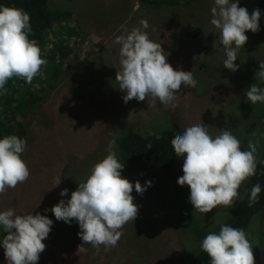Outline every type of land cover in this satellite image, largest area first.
Returning a JSON list of instances; mask_svg holds the SVG:
<instances>
[{
	"label": "rangeland",
	"instance_id": "1",
	"mask_svg": "<svg viewBox=\"0 0 264 264\" xmlns=\"http://www.w3.org/2000/svg\"><path fill=\"white\" fill-rule=\"evenodd\" d=\"M53 9L68 10L72 16L48 32L47 45L41 58L56 44L67 46L68 56L56 54L52 64L46 63L33 78L29 91L40 100L25 108L21 119L28 129L25 152L21 159L30 171L24 183L0 194V212L13 208L17 215L39 213L53 221L46 245L37 264H180L196 249L187 227L176 225L186 219L182 209L173 206L167 183L161 174L146 168H123L121 177L131 183L151 181L142 195L133 189V203L138 206L137 218L126 223L123 235L115 247L103 249L102 262L95 263L88 245L87 253H77L80 232L75 220L70 224L56 221L51 209L60 200H69L78 184L86 180L92 166L109 153V143L129 129L140 134L165 130L176 122L182 133L198 124L208 126L213 138L226 129L240 140L241 151L248 150V141H258L257 163L264 150V103L251 104L245 92L254 83L263 84L255 73L264 62V0H239L251 15L261 12L259 31H248L247 42L238 51V70L233 73L223 67L224 48L218 44L219 31L210 23L214 0H192L189 5L151 6L136 0H49ZM147 21L143 29L140 21ZM198 27L201 35L184 40L179 33ZM141 28L149 39L161 44L167 53V63L174 70L191 71L197 80L195 88L181 86L173 110L152 98L144 101H123L125 93L115 81L120 70V45L114 43L125 29ZM57 49H62L58 48ZM56 49V50H57ZM3 91V90H2ZM4 92V91H3ZM35 101V100H34ZM1 107V104H0ZM1 109V108H0ZM120 161V160H119ZM183 158H177L178 175L182 173ZM61 179L55 187L56 179ZM242 182L231 208L219 205L209 213L190 209L194 217L208 230H213L233 215L245 199L247 183ZM188 197L190 189L183 186ZM68 189V194L59 193ZM264 210L252 218L247 238L252 245L254 264H264ZM176 234L179 236L178 241ZM5 233L0 227V239ZM91 246V245H90ZM102 251V250H101ZM93 253V254H92ZM0 264H7L0 247Z\"/></svg>",
	"mask_w": 264,
	"mask_h": 264
},
{
	"label": "clouds",
	"instance_id": "2",
	"mask_svg": "<svg viewBox=\"0 0 264 264\" xmlns=\"http://www.w3.org/2000/svg\"><path fill=\"white\" fill-rule=\"evenodd\" d=\"M239 0H214L210 23L219 31L218 44L225 52L223 67L235 73L238 65V51L245 45L246 32L259 31V9L249 15L248 10L239 7ZM143 29L149 27L141 20ZM32 34L30 15L19 8L0 6V89L13 77L31 84L47 63L41 58V50ZM114 43L120 45V70L116 71L115 81L125 95L123 101H144L152 98L154 107L161 104L175 109L173 103L179 97L181 86L195 88L197 80L191 71L174 70L167 63V53L161 44L149 39L141 28L125 29V34L117 36ZM255 78L264 84V62L259 63ZM251 104L264 103V88L252 83L245 92ZM208 126L201 123L187 127L182 134L171 140L177 157L183 158L182 175L177 184L190 189L189 202L194 211L209 213L219 205L231 208L238 196V189L249 177L256 174L258 166L255 153L258 141H248V150L241 151L240 140L226 129L219 130L214 138L208 134ZM27 140L16 135L0 139V194L24 183L30 171L21 154ZM152 145H147L151 148ZM115 141L109 143V153L95 163L86 180L78 184L71 198L60 200L51 209L56 221L70 224L75 220L80 232L77 233L83 244L77 246V253H87L85 245H91L97 252L100 246L105 249L115 247L123 235L120 229L133 222L138 215V206L133 203V189L142 195L151 181L144 186L134 184L121 177L124 164L117 159ZM264 165V161L259 162ZM61 179L57 178L55 187ZM261 186H252L249 207L258 202ZM68 189L59 195L64 197ZM53 225L46 215L39 213L17 215L13 208L0 212V227L5 235L0 239L7 264H37L40 254L45 251V240ZM201 249L210 258V264H254L252 245L243 229L221 225L218 234L210 232L202 240Z\"/></svg>",
	"mask_w": 264,
	"mask_h": 264
},
{
	"label": "trees",
	"instance_id": "3",
	"mask_svg": "<svg viewBox=\"0 0 264 264\" xmlns=\"http://www.w3.org/2000/svg\"><path fill=\"white\" fill-rule=\"evenodd\" d=\"M136 1L142 5L148 6H174L180 4V2H185L189 5L192 0ZM48 2L49 0H0V6L19 8L26 11L30 15V24L32 27V34L29 36V39L35 40L37 46L43 49L47 45L46 38L48 32L57 25L66 22L72 16V13L68 10L53 9ZM200 35L201 30L198 27H190L179 33V36L184 40H194V38ZM55 46L56 49L57 46L62 49L56 50L52 48L50 51H47L48 54L43 58L48 64L53 63L56 54L59 55L60 59H64L68 56L67 50L69 48L67 46L62 47L59 43ZM26 84L24 80L13 77L7 81L4 89H0V139L8 135H16L18 138L27 140L28 129L21 119L23 120V118H26L25 108L29 109L31 104L40 99L36 97L33 92L29 91L30 87H26ZM261 87L264 88V84ZM178 134H182V131L180 125L176 122L172 123L171 126L165 130L145 135L131 128L127 132L114 138L116 145L115 152L117 159L120 160L127 169L143 167L153 172L158 171L161 175L158 172L156 173L162 176L163 180L167 183L170 196L174 201L173 206L182 209L187 214L186 219L183 220L184 217H182L180 213L181 210L178 211L182 219H178L176 225L188 228L185 229V232L190 231L191 234L188 236V239H193L196 243V249L189 258L187 256L184 258L183 255V260L180 264H210V258L200 247L206 235L210 232L218 234L221 225L240 228L246 232L252 218L264 210V165L258 163L256 174L250 177L247 183L245 199L238 204L233 215L215 229L208 230L194 217L190 209L189 197L184 187L177 184V179L179 177L177 167L178 157L174 154L171 140ZM149 144L152 145L151 148H147ZM260 161H264V150ZM257 183L261 186L258 202L249 207L250 191L252 186ZM263 222L264 220L260 221V225H262ZM178 238L179 236L176 234L177 241ZM76 241L78 242L76 243L77 246L83 244L82 241L77 239ZM88 247L93 248L90 245H88ZM91 251L96 253L91 257L95 263L102 262L101 257L103 254L98 253H103V249L100 247L99 252L96 250Z\"/></svg>",
	"mask_w": 264,
	"mask_h": 264
}]
</instances>
